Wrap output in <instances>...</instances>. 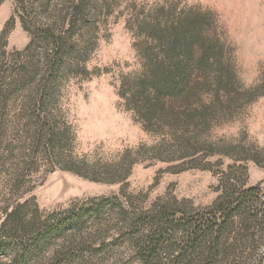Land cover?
<instances>
[{
    "label": "rangeland",
    "instance_id": "1",
    "mask_svg": "<svg viewBox=\"0 0 264 264\" xmlns=\"http://www.w3.org/2000/svg\"><path fill=\"white\" fill-rule=\"evenodd\" d=\"M153 28L167 47L176 34L184 79L226 65L235 90L148 128L121 83L145 70ZM0 68V264L259 263L264 0H0ZM257 185L216 263L187 246L221 195Z\"/></svg>",
    "mask_w": 264,
    "mask_h": 264
},
{
    "label": "trees",
    "instance_id": "2",
    "mask_svg": "<svg viewBox=\"0 0 264 264\" xmlns=\"http://www.w3.org/2000/svg\"><path fill=\"white\" fill-rule=\"evenodd\" d=\"M147 32V38L152 42L146 48L147 63L144 64L145 70L138 77H132L131 75L123 76L121 95L127 99L129 106L131 104L134 105L132 108L139 114L141 120L147 124L148 128H154V125L165 124L169 115L179 109L183 110L182 113H184L188 122L191 120L190 111L206 114L208 110H201L198 103H202L200 102L202 95L210 91L212 85L215 87L213 91H215L218 99L222 93L227 95L235 90L232 82L233 72L226 65H218L212 68L215 70L216 75L214 79H211L210 72L208 71L209 68L204 67L199 61L198 68L194 69L196 74L200 76L199 80L197 79L193 83L187 81L183 76L192 71V69L189 64L183 67L175 62L177 52L174 41L177 40L176 34H173L174 41L167 47L160 33H156L155 28ZM187 48H189L187 57L191 61L196 56L195 51L191 46ZM213 57L216 58V54H213ZM162 58H164V61L161 60ZM197 58L201 60L200 58H204V54L201 52L197 53ZM203 76L206 80L202 79ZM210 79L213 80V84L210 83ZM202 118L199 117V120ZM260 192L261 187L257 185L244 188L238 199L233 196L232 192H226L221 195L219 200L221 204L210 214L215 224L218 223L219 219L222 223H219L218 226H214L213 222L210 225L206 224L205 231H202V221L198 222L187 239V246H190L196 253L201 250L207 254L209 253L208 259L211 260L210 262L214 261L216 263L217 259L223 254L225 245L222 248L220 240L226 232L228 221L232 219L233 215L242 214L240 210L245 207L244 201L250 194L254 196ZM14 211L7 213V223L11 221ZM256 217L258 216L255 215L254 218ZM255 224L258 225L260 223ZM216 227L218 228L216 229ZM209 231H212V234H217V237H214L210 244L207 245L204 244L206 238L202 236V233L207 235ZM2 246L0 245V248ZM202 260L206 262V259ZM263 260L264 256L260 258L258 264H261Z\"/></svg>",
    "mask_w": 264,
    "mask_h": 264
}]
</instances>
